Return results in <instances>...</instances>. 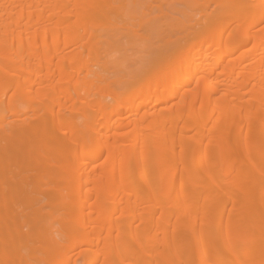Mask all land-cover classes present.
<instances>
[{
    "label": "bare ground",
    "instance_id": "obj_1",
    "mask_svg": "<svg viewBox=\"0 0 264 264\" xmlns=\"http://www.w3.org/2000/svg\"><path fill=\"white\" fill-rule=\"evenodd\" d=\"M124 1L0 0V264H264V0L106 78Z\"/></svg>",
    "mask_w": 264,
    "mask_h": 264
},
{
    "label": "rangeland",
    "instance_id": "obj_2",
    "mask_svg": "<svg viewBox=\"0 0 264 264\" xmlns=\"http://www.w3.org/2000/svg\"><path fill=\"white\" fill-rule=\"evenodd\" d=\"M200 2L203 1L125 0L124 5L120 9L119 16L115 17L116 21L119 24L125 22L129 26H133V28H138L141 27L142 18H149L148 24L150 25V28L145 33V36L147 35V37H150V41L152 40V42L155 43L153 44L155 46L152 45L150 47L147 37L141 39L135 35V33L127 32V30L126 32L123 31L124 33H122V35L120 34L118 38L116 37L115 41L110 39L114 62L113 64H108L105 69L99 70V74L103 77L110 78L115 72H121L123 69H129L130 67L132 68L136 61H144L153 56L155 54L154 48H156L157 51L158 45L161 42L160 38L163 37V39L173 40L179 35V30L182 25H187L189 24L188 22L192 24L194 22L198 17V14L196 13L198 7H202L204 4H200ZM187 18L192 19L190 21ZM126 20L129 21L126 22ZM182 21L185 24H182ZM145 40L147 41V46ZM147 54L148 56H146ZM117 60H120L122 65H118L116 63Z\"/></svg>",
    "mask_w": 264,
    "mask_h": 264
}]
</instances>
